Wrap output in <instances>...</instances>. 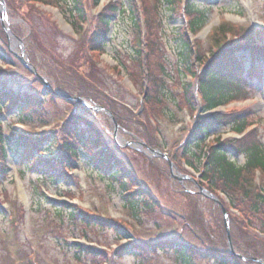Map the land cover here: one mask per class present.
<instances>
[{"label":"rangeland","instance_id":"374dc122","mask_svg":"<svg viewBox=\"0 0 264 264\" xmlns=\"http://www.w3.org/2000/svg\"><path fill=\"white\" fill-rule=\"evenodd\" d=\"M2 1L7 18L3 26L10 33L7 36L0 21V81L15 82L20 85L12 88L16 93L28 92L40 99L39 106L37 100L30 98L25 110H39L43 121L23 119L14 111L2 120L1 131L32 138L51 134L54 143L40 146L34 155L53 166L60 159L63 134L74 128L68 119L85 110L95 118L90 119L95 121L94 134L101 135V143L117 159L116 171L126 169L134 184L129 183L125 192L120 180L100 174L85 156L77 159L69 171L61 165L59 173L64 177L56 179L31 172L27 164L8 154L5 175L0 178V264H182L173 251L157 250L154 245L174 240L204 249L208 241L199 243L184 226L193 209L195 214L201 213L209 241H219L222 237L217 226L219 220L224 224L221 207L225 209L223 203L227 200L219 194L218 203L214 204L200 195L195 184L201 178L185 166L181 156L193 118L200 113L196 111L198 99L194 98L195 80L180 64L179 41L183 36L189 44L192 55L184 63L197 73L203 69L195 61L197 49L202 58L208 59L209 51L222 41L229 45L230 39H236L235 44L243 47L244 42L239 41L248 33L253 34V43L264 46V0H168L174 14L165 11L162 0H133L140 32L127 15L126 0H100L97 6L92 0H81L86 22L82 26L74 22L75 18H69L73 13L67 10L70 0H59L66 10L63 19L68 25L69 21L74 22L72 33L45 9L53 7L22 0ZM111 2L123 10L115 14L110 24V43L105 54L85 55L90 34L97 29L100 15ZM189 7L206 18L210 29L205 36H200V29L190 33L189 17L184 13ZM145 21L155 27L152 38L146 36ZM220 24L233 28L230 35L216 33ZM139 40L144 62L143 57L134 54ZM21 49L24 60L53 91L81 98L87 108L80 106L82 111L75 107L77 103L70 105L55 98L37 75L21 63ZM114 50L126 72L117 66ZM261 67V81L253 79L244 87L249 91L247 98L221 108L218 114L224 118L241 115L247 126L240 140L251 138L248 141L264 146V63ZM187 84L191 86L189 96ZM70 85L75 87L69 88ZM76 88L90 95L95 91L116 105L105 107L96 95L81 97L73 92ZM42 97L46 99L44 104ZM91 107H100L108 114ZM217 137L223 142L236 138L237 133L230 125L217 127L205 143L211 144ZM230 160L240 167L245 163L241 155H231ZM254 179L262 185L264 174L255 173ZM140 188L152 196V209L146 208L143 200L138 201L137 208L132 207L127 194ZM191 200L196 207L190 206ZM229 213L239 218L237 211ZM227 224L231 250L236 255L228 215ZM225 239L229 249L226 232ZM243 258L242 261L260 264L256 259ZM194 264L214 263L196 259Z\"/></svg>","mask_w":264,"mask_h":264},{"label":"trees","instance_id":"16d2710c","mask_svg":"<svg viewBox=\"0 0 264 264\" xmlns=\"http://www.w3.org/2000/svg\"><path fill=\"white\" fill-rule=\"evenodd\" d=\"M23 1L32 5L38 3L42 6L56 8L66 19V10L62 8L59 0ZM132 1L126 0L128 6L126 10L127 15L134 20V27L140 32ZM99 2L100 0H92L94 6H97ZM161 4L166 6L165 11L174 14L172 13L171 3L168 0H162ZM67 10L73 12L69 18H75L76 21L74 22H78L80 26L86 23L83 19L85 14L81 0H70ZM121 10L123 9L117 3H109L105 12L99 17L97 29L90 34L87 50H84L86 52L85 55L89 54L90 56L100 57L105 54V48L110 43L107 37L109 26L115 14L121 13ZM185 14L189 17L188 24L191 33L195 29H203L206 25V18L202 14H196L193 8L189 7L185 11ZM74 22L69 21L73 30ZM145 27L146 36L152 38L155 27H152L150 22L148 23L147 21H145ZM159 28L161 30V27ZM232 30L233 28L230 25L220 24L215 31L219 34L230 35ZM182 38L185 40L183 36ZM242 38L239 42H244V48L237 47L239 44H235L236 39H230L231 44L229 45L222 41L219 46L215 44L214 48L209 51L208 59L202 58L197 49V53H195L196 61L203 66L200 73L194 72L191 69V65L184 63L188 59L190 61L192 51L187 42L183 40L179 41L180 50L178 54L181 60L180 64H183L184 71L188 73V76L198 83L202 114L219 107H225L241 98L246 99L249 91L244 90V87L253 79L257 82L261 81L263 76L261 65L264 63V46L253 43V34H244ZM134 52L137 58L142 57L140 40L136 41ZM114 53L117 55V66L126 72V66L119 57L118 51ZM245 64H248L247 68ZM7 83L8 85H6ZM16 86L20 85L15 82H8L7 80L0 81V178L5 175V161L9 152L17 160L23 164H27L31 172L43 178H54L56 176L57 179V177H61L63 175L59 173L63 169L61 165H64L65 169L69 171L71 170V166L74 167V162L77 159L85 156L90 161L92 168L96 169L100 174L104 176L110 174L108 177L111 176L112 179L120 180L121 188L125 192L129 183L134 184L126 169L122 168L116 171L117 159L108 151L106 144L101 143L104 142L101 139V135L96 136L94 134L96 130L94 127L95 121L92 123L90 119L95 118L92 113L85 111L79 105H75V107L82 111L84 110L85 113L79 112L68 119L74 128L72 131L66 130L65 134H63L65 142L61 144L60 159L53 166L47 161H39V158L34 155L40 146L45 144L50 146L54 143L55 140L51 134L39 135L36 138H32L16 133H6V131L2 132V120L6 115L14 111L23 115V119L34 118L43 121L42 115L39 116V110H25L32 101L30 98L37 100L39 106L40 99L32 97L28 92L25 94L16 93L12 89L16 88ZM68 87L73 88L75 86L70 85ZM190 88L191 86L188 84L185 87L187 96H189ZM73 92H76L81 97L97 94L95 91H93V95L86 94L85 91L78 88L73 89ZM147 94H144L145 101ZM51 96L48 98L52 102L53 96ZM99 97L95 96L96 100L105 107L110 108V106L116 105L110 99ZM45 100L44 97L41 98L43 104L46 102ZM61 101L70 105L74 104L65 100ZM190 102L193 108L191 98ZM76 121L80 123H76ZM42 125H45V123H42ZM227 125H230L237 135L243 134L247 126L245 119L241 115L224 118L222 115L212 113L207 116L198 117L192 125L193 128L189 136L186 138V146L182 150L181 156L184 158L185 166L200 175L199 186L214 197L218 198L217 196L220 194L227 200L223 205L228 215L231 240L235 251H237V256L232 255L226 245L223 223L219 220V225L217 226V229L221 231L220 238H222L216 241V243L209 241L210 237L207 228L200 219L201 213L197 212L195 214L193 209V214L189 218V221L184 220V226H187L192 231L199 243L208 241L204 249L174 240H167L161 243V245L158 243L154 245L157 250L168 249L173 251L182 264H194L196 259L211 261L214 264H254L249 261H242L238 256L264 261V183L257 185L254 181L256 172L264 174V146L248 141L251 138L243 139L244 137L241 140L234 138L223 142L217 137L211 144L205 143L213 129ZM95 133L97 134V132ZM231 155L243 156L245 160L244 165L241 167L237 166L235 162L230 160ZM56 173H59V175H55ZM127 195L128 199L132 201V207L137 208L138 201L143 200L142 204L146 208L152 209L153 206L151 205L154 204V200L144 189L140 188L134 192H129ZM186 196L189 197V193ZM190 197L193 198L191 195ZM192 201L194 204H192ZM212 203L214 202L212 201ZM190 206H197L194 200H191ZM228 209L237 211L239 218H236L232 214L230 215ZM221 217L223 219V215ZM82 222L87 223L86 220H82Z\"/></svg>","mask_w":264,"mask_h":264},{"label":"water","instance_id":"95a60500","mask_svg":"<svg viewBox=\"0 0 264 264\" xmlns=\"http://www.w3.org/2000/svg\"><path fill=\"white\" fill-rule=\"evenodd\" d=\"M46 9L48 11L52 12L58 18V21H59L60 25L64 28V30H66L69 33H72V30H71L70 26L63 20V18L61 17V15L56 10H53V9H50V8H46ZM6 19L7 18L5 16V7H4L3 1L0 0V21H1L2 28H3L4 32L7 34V36H9L10 31L3 26V20H6ZM10 36H11V34H10ZM19 60L25 66H28L34 75H37L35 73L34 69L31 68L28 65L27 61L24 60V55H23L22 49H21V57L19 58ZM37 77L41 80V82L43 83L44 87L47 88L48 90H50L52 92V94L54 95L55 98L60 99V100L69 101V102H75V103H77L79 105H82L83 107L87 108V104L84 102L83 99L78 98V97H72V96H69V95H66V94H62V93H59L57 91H53L51 89V87L47 84V82L42 77H40L38 75H37ZM91 109L94 110V111H100V112H103V113L108 114L104 109H102L100 107H91ZM116 130H117V128L115 126V131ZM198 193L200 195H203L205 198H207V199H209V200H211V201H213L215 203H218V200L213 195L207 193L202 188H199V192ZM222 213H223L224 228H225V232H226L227 242H228V245L230 247L229 249H230L231 254L234 255V253L231 250V244H230V238H229V232H228L229 229H228V224H227V214H226V212H225V210L223 208H222ZM238 258H240L242 260L244 259V258L239 257V256H238ZM256 261H257V263H260L261 264V261H259V260H256Z\"/></svg>","mask_w":264,"mask_h":264},{"label":"bare ground","instance_id":"6f19581e","mask_svg":"<svg viewBox=\"0 0 264 264\" xmlns=\"http://www.w3.org/2000/svg\"><path fill=\"white\" fill-rule=\"evenodd\" d=\"M12 45L15 46V42H13V39H12Z\"/></svg>","mask_w":264,"mask_h":264}]
</instances>
